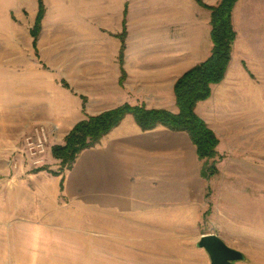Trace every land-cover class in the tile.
Returning a JSON list of instances; mask_svg holds the SVG:
<instances>
[{
    "label": "rangeland",
    "instance_id": "1",
    "mask_svg": "<svg viewBox=\"0 0 264 264\" xmlns=\"http://www.w3.org/2000/svg\"><path fill=\"white\" fill-rule=\"evenodd\" d=\"M10 1L0 0V176L1 168L14 173L19 164L28 166L27 172L54 175L60 160L53 156L52 147L63 145L55 139L59 128L23 120L26 87L21 84L55 82L71 88L59 73L60 50L67 48L63 36L68 30L94 36V9L73 10V20L79 22L61 24L62 18H68L65 12L72 10L48 8L43 0L46 12L34 44L31 30L39 0L32 8L2 7ZM124 20L126 39V16L120 31L103 32L121 40ZM254 43L252 51L257 54L263 42ZM120 52L122 70L125 51L122 65ZM256 66L253 73L244 62L252 83L241 80L234 90L230 111L235 119L213 122L222 158L217 162L218 174L205 182L199 220L181 182L170 186L163 182L161 193H138L135 210L110 215L69 202L60 195L62 175L60 181L48 176L28 186L17 185L8 197H0V264H210L207 251L197 246L201 236L209 233L245 255L234 264H264V61ZM82 100L85 109L86 97ZM129 118L133 120L132 115ZM37 125L47 126L51 134L40 163L33 164L27 156L26 136ZM196 225L198 231L193 232Z\"/></svg>",
    "mask_w": 264,
    "mask_h": 264
},
{
    "label": "crops",
    "instance_id": "2",
    "mask_svg": "<svg viewBox=\"0 0 264 264\" xmlns=\"http://www.w3.org/2000/svg\"><path fill=\"white\" fill-rule=\"evenodd\" d=\"M44 1L48 8L72 10L65 12L68 18H62L61 24H75L73 10L94 9V36L69 30L63 36L67 48L60 50L59 73L65 76L71 88L55 82L34 84L27 80L21 84L26 87L23 104L27 116L23 120L57 125L58 144H64L65 136L86 114L94 115L120 104H145L148 108L177 112L176 80L211 54V12L196 0ZM203 1L215 5L219 0ZM36 2L11 0L2 7L32 8ZM125 10L128 25L124 56L126 78L121 84L118 60L121 40L103 31L114 34L120 31ZM233 25L237 36L226 76L221 83L212 86L211 97L196 107L197 113L215 132V118L235 119L236 114L230 109L234 110L232 97L239 82L252 83L244 62L255 73L256 64L264 61V51L261 52L264 49V0H238L233 10ZM258 41L263 43L256 54L252 47ZM82 96L86 97L85 109ZM215 106L222 112L214 111ZM130 116L104 137L100 145L79 154L73 168L64 174L60 195L78 206L94 208L97 214H125L135 210L138 193H161L163 182L168 186L181 182L186 185L187 199L198 210L199 220L203 216L207 180L201 176V162L190 137L163 126L142 131ZM218 151L222 153L221 141ZM14 167L19 171L9 174L8 168H1L0 197H8L9 191L17 185L28 186L40 178L61 179L60 175L46 171L27 172L28 166ZM2 212L7 214L6 210ZM198 227L196 225L193 232H197Z\"/></svg>",
    "mask_w": 264,
    "mask_h": 264
},
{
    "label": "trees",
    "instance_id": "3",
    "mask_svg": "<svg viewBox=\"0 0 264 264\" xmlns=\"http://www.w3.org/2000/svg\"><path fill=\"white\" fill-rule=\"evenodd\" d=\"M202 7L211 12V40L210 56L203 62L193 66L180 76L174 85L177 112L166 109L147 108L144 104L131 105L125 103L114 109L106 110L96 115H88L80 120L66 136L63 145L52 147L53 156L60 160V170L52 172L62 175L73 168L79 154L89 148L101 144L114 128L128 116L132 115L142 131L154 130L163 126L174 132H185L196 147L201 162V176L209 180L218 174L217 162L222 157L218 152L220 140L215 131L197 113L198 103L207 100L212 95V86L221 83L228 71L232 60L233 45L236 40V30L233 25V10L238 0H219L215 5L206 4L203 0H196ZM39 8L35 26L31 30L34 44L41 31V22L46 8L43 0H39ZM126 16V10H125ZM120 35L121 65L126 48V22ZM126 73L122 67L121 82Z\"/></svg>",
    "mask_w": 264,
    "mask_h": 264
},
{
    "label": "water",
    "instance_id": "4",
    "mask_svg": "<svg viewBox=\"0 0 264 264\" xmlns=\"http://www.w3.org/2000/svg\"><path fill=\"white\" fill-rule=\"evenodd\" d=\"M197 246L207 251L211 260L210 264H234L245 259V255L241 251L228 246L215 233L202 235Z\"/></svg>",
    "mask_w": 264,
    "mask_h": 264
},
{
    "label": "built area",
    "instance_id": "5",
    "mask_svg": "<svg viewBox=\"0 0 264 264\" xmlns=\"http://www.w3.org/2000/svg\"><path fill=\"white\" fill-rule=\"evenodd\" d=\"M51 132L45 125H37L31 134L26 136L27 156L33 164L40 163V158L44 155L49 143Z\"/></svg>",
    "mask_w": 264,
    "mask_h": 264
}]
</instances>
